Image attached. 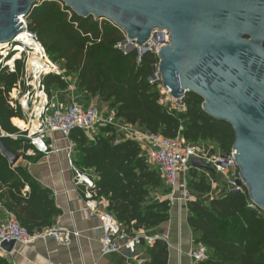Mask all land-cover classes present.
<instances>
[{
  "label": "trees",
  "instance_id": "1",
  "mask_svg": "<svg viewBox=\"0 0 264 264\" xmlns=\"http://www.w3.org/2000/svg\"><path fill=\"white\" fill-rule=\"evenodd\" d=\"M27 21L50 60L64 68L66 77L75 75L88 97L108 103L116 118L150 134L180 136L191 145L213 144L223 155L232 151L236 140L232 126L211 118L195 93L186 94L185 113H169L160 104L159 91L149 83L156 56L147 53L138 62L136 51L124 54L117 48L125 39L118 26L93 16L79 17L58 0L36 4ZM24 71L22 61L17 62L15 73L6 66L0 69V138L11 153L34 163L42 154L26 139L28 133L18 129L23 127L24 113L11 98L18 83L24 82ZM41 85L47 91L68 88L63 76L54 73L43 75ZM69 138L79 153L76 166L96 174L93 198L104 204V211L124 231L156 234L170 221L171 204L162 199L168 190L140 143L118 142L115 129L106 126L99 128L94 139L79 129ZM29 151L36 155L30 156ZM187 185L197 195H208L212 189L207 177L193 167L187 173ZM251 204L247 189L213 198L207 206L197 201L188 204L187 220L197 235L196 243L209 250L208 259L197 264H264V212L252 209ZM60 215L53 193L27 167L21 163L11 167L0 153V225L13 217L30 234H39L53 228ZM141 246L146 255L143 264L169 263L166 242L158 240L152 248L142 242ZM0 264L12 263L0 256Z\"/></svg>",
  "mask_w": 264,
  "mask_h": 264
},
{
  "label": "water",
  "instance_id": "2",
  "mask_svg": "<svg viewBox=\"0 0 264 264\" xmlns=\"http://www.w3.org/2000/svg\"><path fill=\"white\" fill-rule=\"evenodd\" d=\"M41 1L0 0V44L19 35V18ZM58 1L79 17L111 22L139 46L155 29L170 32V46L159 53L165 87L175 98L195 93L211 118L232 126L240 178L251 202L264 212V0ZM32 107V102L22 105L23 111ZM0 153L11 167L18 165L20 157L1 138ZM191 165L214 172L198 157ZM15 246L5 242L3 249L11 253Z\"/></svg>",
  "mask_w": 264,
  "mask_h": 264
},
{
  "label": "crops",
  "instance_id": "3",
  "mask_svg": "<svg viewBox=\"0 0 264 264\" xmlns=\"http://www.w3.org/2000/svg\"><path fill=\"white\" fill-rule=\"evenodd\" d=\"M55 66L56 68L59 66V72L68 83V88H52L47 91L37 81H35L34 86L29 85L25 89V92H23L25 99L20 100L19 103L22 106L23 101L26 102V105L32 102L33 107L31 110L27 109V111H23L25 118L23 124L25 123L27 128L18 127L19 130L27 132L28 137L33 138L38 134L41 120L44 119L45 115L49 116L56 110L74 105H78L85 110L94 108L98 110L103 119L115 115L116 123L120 125L125 124L124 121L116 118L115 111L111 109L108 103L103 102L100 98L88 97L84 90L80 88L75 75L66 77L64 75V68L58 64ZM51 68L50 66L48 70H45L46 73L52 71L53 69ZM59 72L53 70L50 73L60 75ZM35 124L39 128L34 131L33 127ZM102 126L103 124H100L94 130V136L98 135L99 128ZM134 129L142 135L147 134L142 127L135 126ZM116 136L118 142L126 139L122 134L116 133ZM40 140L41 144H44L47 148V151L43 152L35 145L36 149L42 154L41 158L34 163L20 159L19 163L27 167L30 174L44 188L49 189L53 193L54 202L61 210V215L56 219L53 228L58 231L69 232V242L68 244H64L62 242H56L53 239H48L29 246L17 243L11 253L5 251L2 257L7 258L12 264L145 263L146 255L141 245H130V248L122 252V254L108 257L102 255L101 240L104 237V230L100 217L103 213H106L104 211L105 206L97 200L99 205L94 212L87 207V204L91 202L90 196L92 195L93 188H90L86 181L94 183L96 174L91 170L80 169L76 166L79 153L69 137L67 138L58 132H49L46 138L43 140L40 138ZM69 147L73 149L71 154L69 153ZM200 147H202L201 149L205 155L209 157L222 154L213 144H203ZM28 154L30 156L36 155L34 151H29ZM70 159L79 175L70 167ZM212 168L214 172L200 170L207 177L211 185V193L208 195L192 194L193 200L203 206H207L211 199L220 198L226 194L223 193V187L227 183V178L218 173L216 168ZM28 191L29 187H26L25 192ZM187 217V210H182L178 205L173 204L170 210V221L157 230L156 235L166 237L169 243L170 254L168 264H191L187 254L190 250L195 249L198 243H196L197 235L189 226ZM74 230L80 234L78 239L72 233Z\"/></svg>",
  "mask_w": 264,
  "mask_h": 264
},
{
  "label": "built area",
  "instance_id": "4",
  "mask_svg": "<svg viewBox=\"0 0 264 264\" xmlns=\"http://www.w3.org/2000/svg\"><path fill=\"white\" fill-rule=\"evenodd\" d=\"M19 24H21L23 28L19 35L10 43L0 44V46L3 47L0 50V69L11 54H13L11 58L18 53L21 54V57L15 60L13 66H7L8 72L10 73L16 72L17 62L21 61L23 56L32 53L37 45L40 46L44 55L47 56L38 36L29 30L27 17L21 16L19 18ZM30 44H32V46ZM170 44V32L163 29H155L150 39L144 45L139 46L137 40H130L125 34L124 41L119 43L117 48L124 54L136 51L138 62H141L142 57L147 53H153L157 58V63L153 66V73L149 78V83L155 86L159 91L160 104L164 106L169 113H185L188 110L185 101L186 95L175 98L172 92L165 87L159 70L161 62L159 53L163 48L170 46ZM2 53L6 54L5 58L1 56ZM47 58L50 60L48 56ZM51 63L53 64V70L59 72V66L56 68V64L52 61ZM42 72H38L37 75L40 76ZM31 74L33 77L37 76L34 73ZM60 75L62 74L60 73ZM100 124L111 127L115 129L117 134H122L126 139L134 140L140 143L142 147L144 146V154L148 162L159 170L160 176L168 190V193L162 199L168 200L171 205H178L182 210L188 211V204L194 201L193 195L187 185V173L190 167H192V157L201 158L207 165L216 168L218 173L227 178V183L223 187L224 193H244L246 190L240 178V169L234 159L233 151L229 154H219L209 157L205 155L201 149L202 147L188 144L180 136L175 139H170L158 134L147 133L142 135L138 133L132 125L126 123L120 125L116 123L115 115L103 119L98 110L94 108L85 110L78 105H74L56 110L49 116L45 115L44 119L41 120L38 134L33 138L26 137V139L35 146L37 145L35 141L40 140V138L43 140L49 132H58L68 138L70 133L75 129L84 131L88 137L94 139L95 136L93 132ZM37 148L43 152L47 151L44 144L43 148L38 145ZM72 152V147H69V153L71 154ZM70 167L79 175L71 159ZM86 182L90 188L95 187L94 183ZM90 200L91 202L87 204V207L94 212V210L98 208L99 202L94 200L92 195L90 196ZM251 208L254 210L258 209L253 203L251 204ZM100 220L104 230V237L101 240L102 255L104 257L122 254V252L130 248V245L138 246L141 245L142 242L150 248H152L158 240H162L169 245L167 238L164 236H151L144 231L135 232L133 234L124 231L117 219L108 213H103ZM72 233L77 239L80 237L78 231L74 230ZM68 234L69 232L67 231H58L55 228L46 229L39 234H30L26 229L21 227L13 217H9L0 225V256H3L2 254L5 252L3 249V244L5 242L15 241L16 244L29 246L39 241L53 239L56 242L68 244ZM187 257L191 264H197L208 259L209 250L205 245L198 244L195 249L189 251Z\"/></svg>",
  "mask_w": 264,
  "mask_h": 264
},
{
  "label": "bare ground",
  "instance_id": "5",
  "mask_svg": "<svg viewBox=\"0 0 264 264\" xmlns=\"http://www.w3.org/2000/svg\"><path fill=\"white\" fill-rule=\"evenodd\" d=\"M32 46V44H30ZM3 47L0 46V50L2 49ZM4 58L6 57V54L5 53H2V55ZM21 56L20 53L16 54L13 59H11L9 62H8V65L10 66H13L14 62L16 59H18L19 57ZM28 57V69L32 72V73H35V75L38 74V72H46L45 70H48L49 67L51 66L53 69V64L51 63V61L47 58V56L44 55V52L42 51V49L40 48L39 45H37L35 47V50L32 52V53H29L27 55ZM47 63V64H46ZM45 66V68H44ZM44 68V70H43ZM38 75L35 78L38 79ZM37 81V80H36ZM34 82V81H33ZM23 105L26 106V102L23 101ZM39 116V114H38ZM39 120V118H38ZM17 121V120H16ZM13 122V120H12ZM19 123V122H18ZM14 124V123H13ZM23 125H26L25 123ZM22 128V127H21ZM35 128L38 130L39 126L37 124H35ZM36 144L39 146V147H42L43 145L41 144L40 140H37L35 141Z\"/></svg>",
  "mask_w": 264,
  "mask_h": 264
},
{
  "label": "rangeland",
  "instance_id": "6",
  "mask_svg": "<svg viewBox=\"0 0 264 264\" xmlns=\"http://www.w3.org/2000/svg\"><path fill=\"white\" fill-rule=\"evenodd\" d=\"M21 57V56H20ZM19 57V58H20ZM11 59H13V58H11L10 56L5 60V62H4V64H3V66H8V62L11 60ZM17 60V59H16ZM27 60H28V57L27 56H23L22 57V62H24V64H25V71H24V75H23V83H21V81L18 83V86L12 91V93H11V98H12V100H14L15 102H19L20 100H23V99H25V97L23 96V92H25V90H24V87L25 88H28V86L29 85H32V86H34L35 85V81L37 80H35V78L33 77V75L31 74L32 72L28 69V62H27ZM47 64V63H46ZM8 68V67H7ZM35 74V73H34ZM34 81V82H33ZM21 83V84H20ZM13 123V122H12ZM14 125V124H13ZM23 127L24 128H26L27 126L26 125H23ZM33 130L35 131V130H37L36 128H35V126L33 127ZM33 133H35V132H33ZM224 193V192H223ZM157 232V231H156ZM149 234L151 235V236H157L155 233H150L149 232ZM143 249V248H142ZM143 251H144V249H143ZM144 253H145V251H144Z\"/></svg>",
  "mask_w": 264,
  "mask_h": 264
}]
</instances>
